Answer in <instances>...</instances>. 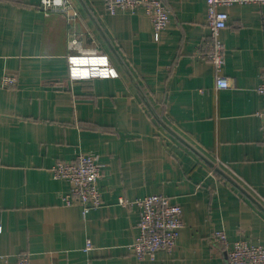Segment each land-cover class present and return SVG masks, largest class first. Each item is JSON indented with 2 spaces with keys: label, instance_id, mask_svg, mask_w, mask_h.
<instances>
[{
  "label": "crops",
  "instance_id": "obj_1",
  "mask_svg": "<svg viewBox=\"0 0 264 264\" xmlns=\"http://www.w3.org/2000/svg\"><path fill=\"white\" fill-rule=\"evenodd\" d=\"M72 2L74 22L41 0H0V264L23 253L30 264H225L216 230L264 244V3L224 7L232 85L218 90L198 55L207 0H163L170 23L159 40L144 8ZM80 54L107 56L118 75L71 78ZM7 73L16 86H1ZM80 152L104 169V202L87 215L64 203L70 184L52 173ZM157 193L182 206L184 224L173 252L140 259V213L120 198Z\"/></svg>",
  "mask_w": 264,
  "mask_h": 264
},
{
  "label": "built area",
  "instance_id": "obj_2",
  "mask_svg": "<svg viewBox=\"0 0 264 264\" xmlns=\"http://www.w3.org/2000/svg\"><path fill=\"white\" fill-rule=\"evenodd\" d=\"M264 3V0H207L209 34L200 44L198 55L209 60L216 70V88L218 90L229 88L232 85L231 77L224 73L227 62V48L222 40V30L229 21V13L224 7L235 3ZM109 13L116 14L119 9L135 12L144 8L151 18L155 37L160 39L161 32L170 23V11L163 0H105ZM40 6L47 15L55 12L65 14L74 22L78 15L72 0H41ZM73 48H80L78 39L72 40ZM83 61L78 62V58ZM104 55L80 54L70 57L71 78L111 77L118 73L108 64ZM85 71V72H84ZM18 78L14 74H4L1 80L2 87L16 86ZM257 91L262 96L263 107L258 111L262 119L264 134V80L258 85ZM220 168L219 163L215 169ZM219 170V169H218ZM55 178L69 182L70 189L62 195L67 206H79L84 215L92 209L100 208L104 202V195L100 187V180L104 175L103 164L100 157L93 152H80L73 160H59L53 167ZM124 206H135L140 213V233L132 249L140 259L154 258L159 251L173 252L178 244L183 227V208L180 204L172 203L169 196L162 193L146 195L133 200L121 197ZM214 246H220L227 252L225 264H264V244H252L245 239L231 243L224 230H216L211 239ZM92 248L91 241L87 249ZM30 256L23 253L20 264H30Z\"/></svg>",
  "mask_w": 264,
  "mask_h": 264
},
{
  "label": "bare ground",
  "instance_id": "obj_3",
  "mask_svg": "<svg viewBox=\"0 0 264 264\" xmlns=\"http://www.w3.org/2000/svg\"><path fill=\"white\" fill-rule=\"evenodd\" d=\"M83 61H89V60H84L83 57H79V58H78V62H83ZM84 72H85V71H84Z\"/></svg>",
  "mask_w": 264,
  "mask_h": 264
}]
</instances>
